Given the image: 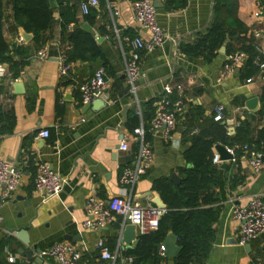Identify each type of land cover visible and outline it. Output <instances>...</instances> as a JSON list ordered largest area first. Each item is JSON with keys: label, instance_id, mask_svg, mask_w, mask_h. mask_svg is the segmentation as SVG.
Masks as SVG:
<instances>
[{"label": "crops", "instance_id": "1", "mask_svg": "<svg viewBox=\"0 0 264 264\" xmlns=\"http://www.w3.org/2000/svg\"><path fill=\"white\" fill-rule=\"evenodd\" d=\"M4 1L5 39L10 44L29 47L30 59L16 80L8 65H0V111L9 117L0 125V159L23 173L21 185L10 200L2 202L0 198V242L5 243L0 255L2 264H21L16 250L26 247L15 237L16 232L28 237L30 249L36 248L41 253L56 243L67 242L81 250V264H113L101 258L97 249L99 241H104L112 253L119 250L126 255L135 248L120 244V223L98 231L83 228L88 218L86 201L90 196L95 195L107 204L124 195L142 206L158 207L155 203L158 198L164 204L153 188L154 183L170 179L173 173L178 174L179 168L191 167L184 159L190 146L184 139L188 132L187 117L196 110L211 119L215 109L223 106V123L229 135H233L244 120L251 121L254 132L264 128V116L258 114L264 110L261 71L248 82L239 68L230 78L220 82L227 54L219 51L211 60H205L188 57L180 51L182 44H194L199 35L206 33L215 16L216 0H187L186 8L177 12L167 11L166 0H159L162 8L157 9V21L170 40L150 53H142V76L136 83L135 92L127 82L126 62L130 46L124 39L132 36L147 41L150 33L134 21L131 1L106 0L102 7L99 0V7L93 8L96 12L93 24L85 22L81 7L77 8L75 16L79 23L91 26L90 34L96 42L97 38L102 39L97 45L105 59L70 62L67 76L60 75L58 57L62 52L71 51L72 45L62 35L58 0L56 22L43 46L51 55L47 61L37 58L42 47L33 41L24 42L19 29H14L9 0ZM261 9L264 10V0L224 2L220 11L222 19H237L247 30L245 36L233 42L235 49L258 45L264 52V13L256 16ZM73 30L70 26L68 33ZM256 33L260 35L258 38ZM260 59L264 60V55H260ZM100 68L106 72L110 100L104 102L103 107L87 108L81 103L78 86L92 78ZM17 84L20 87H15ZM166 84L183 87L186 112L178 116L171 140L166 139L163 131L147 136L155 153L153 165L134 188L125 192L120 179L124 169L138 162L139 146L131 141L128 150L122 151L121 138L138 127L151 125L153 119L149 120L146 104L161 98ZM176 97L177 94L173 99ZM253 99L259 100L256 114L247 109L248 102ZM43 130L50 131L48 139L39 136ZM224 163L228 165L226 169H222ZM235 163L229 161L219 165L217 192L222 212L214 226L216 239L205 264H250L253 256H257L258 264H264L259 257L264 252V239L249 245L250 252L246 250L247 246L238 245L241 225L232 215L235 207L246 205L254 196H264V166L254 175L245 157L241 158L240 166ZM40 164H47L68 180L62 193L46 202L35 191L34 185ZM239 167L246 182L232 189L230 176L237 173ZM163 210L166 212V205ZM38 256L34 253L35 258ZM10 257L15 259L14 263H9ZM39 257L44 264L53 263L49 258ZM163 257L161 264H174L175 258Z\"/></svg>", "mask_w": 264, "mask_h": 264}, {"label": "trees", "instance_id": "2", "mask_svg": "<svg viewBox=\"0 0 264 264\" xmlns=\"http://www.w3.org/2000/svg\"><path fill=\"white\" fill-rule=\"evenodd\" d=\"M79 1L80 3L75 6L74 0H58L62 35L64 40L72 45V50L67 53L69 63L75 60L105 59L95 38L84 31L76 19L77 8L88 0ZM129 1L133 3L139 0ZM225 1L216 0L215 16L206 33L199 35L194 44H182L180 51L188 57L205 60H211L225 45L227 55L238 51L246 53L248 59L241 67V73L244 80H249L261 71L258 63L260 55L253 45L243 46L239 50L233 47V42L245 36L247 30L237 19H222L220 11ZM100 3L103 7L106 0H100ZM187 3V0H166L165 8L167 11L177 12L185 9ZM8 4L12 10L14 29L22 28L26 33L32 34L33 42L43 47L47 43V34L53 30L56 22V10L51 8L49 0H9ZM5 10V1L0 0V65H8L12 78L16 80L29 63L30 48L10 44L5 39ZM95 18L96 12L92 8L89 14L84 16V21L93 24ZM70 26H73L74 30L68 33ZM261 99L264 103V92ZM155 101L146 104L149 120L155 115ZM258 114L264 116V110H260ZM214 117L215 115L211 119L207 118L204 112L199 110L191 117L188 115L186 122L188 132L184 143L190 146L184 153V159L191 167L178 169L181 178L179 185H175L170 179H161L154 183L153 188L161 196L167 210L160 219L159 229L150 234L140 235L139 245L129 251L128 255L135 258L134 264H161L164 257L160 250L169 232L177 236V244L181 247L174 264L206 263L216 239L214 226L222 212L218 205L220 197L217 192L221 169L213 163L215 147L223 145L231 149L236 148L235 164L239 166L244 153L238 147L244 145L255 147L264 155V128L254 132L251 121L244 120L236 128L235 133L229 135L223 121L217 122ZM8 118L0 111V125ZM133 120L136 121V118ZM241 172L242 169L239 167L238 172L230 176L232 189L246 182V177L241 175ZM261 239H264V236ZM4 248V241L0 242V255ZM259 257L264 262V252ZM256 258L257 256H253L250 264H258Z\"/></svg>", "mask_w": 264, "mask_h": 264}, {"label": "built area", "instance_id": "3", "mask_svg": "<svg viewBox=\"0 0 264 264\" xmlns=\"http://www.w3.org/2000/svg\"><path fill=\"white\" fill-rule=\"evenodd\" d=\"M82 14L88 15L92 8L99 7V0H88L81 4ZM134 21L150 33V39L144 40L142 37L129 38L124 40L130 46L129 58L126 62L127 82L132 92L136 91V83L142 76L141 57L142 53H150L155 49L162 47L169 37L165 35L160 28L157 16L158 10L153 0H139L132 3ZM264 10L261 9L256 16L262 15ZM117 14V13H116ZM259 33L255 34L258 38ZM259 55L264 52L258 45L255 46ZM51 57L47 47H42L37 53V58L47 61ZM248 56L243 52H234L226 57V61L220 75L219 81L224 82L230 78L239 68L247 62ZM260 69L264 80V60L258 59ZM60 75L67 76L70 64L68 54L62 52L58 57ZM251 82V80H248ZM81 103L91 105L96 101L109 102L106 72L105 69H98L92 78L84 81L78 86ZM177 97L173 99V96ZM155 115L149 128L144 126L134 129L130 134H124L121 138L120 149L127 151L131 141L139 146L138 162L132 167L124 169L120 184L126 192L134 186L147 174L154 162V149L148 140V135L157 134L159 131L165 133L166 139L171 140L173 133L178 125V116L186 112L184 89L182 86H164L163 96L154 103ZM215 121L221 122L225 119V108L218 106L215 109ZM239 126V124H238ZM39 136L43 139L50 137L49 130H43ZM1 137V135H0ZM244 153L248 165L254 175L259 174L264 166V155L255 147L244 145L238 147ZM228 152L234 157L232 163H235L236 148H228ZM213 163L217 166L222 164L220 155L215 152ZM23 173L16 167L5 160L0 159V198L2 202L10 200L12 195L19 189L22 182ZM68 180L52 170L47 164H40L34 179L35 191L41 195L43 202L59 196ZM87 220L83 223V228L90 231H98L104 227H110L120 223L121 228L126 224L136 226L140 235L153 233L159 229L160 219L165 210L153 206H142L138 202H133L131 198L125 195L119 197L107 204L95 195L90 196L85 206ZM232 215L240 225V235L238 245L246 247L257 242L264 236V196H254L244 206H238L233 209ZM1 220V217H0ZM97 249L103 260L112 261L113 264H134L135 258L131 255H123L118 250L112 253L104 241H99ZM161 255H165V248L161 247ZM82 252L76 245L60 242L54 244L49 250L41 253V257L49 258L52 264H81ZM9 263H14L15 259L10 257Z\"/></svg>", "mask_w": 264, "mask_h": 264}, {"label": "water", "instance_id": "4", "mask_svg": "<svg viewBox=\"0 0 264 264\" xmlns=\"http://www.w3.org/2000/svg\"><path fill=\"white\" fill-rule=\"evenodd\" d=\"M49 2L51 5V8L53 10H56L58 8V4H57L56 0H49ZM79 3H80L79 0H74V2H73V4L75 6L78 5ZM154 5L157 9L162 8V4L160 3L159 0H155ZM81 27L87 33H91V31H92L91 26L87 23H83L81 25ZM19 31H20L21 37L24 40V42L29 43V42L33 41L34 36L32 34L26 33L22 28H19ZM97 42L101 43L102 39L97 38ZM220 53L226 54V45L220 49ZM17 86H18V84L15 85V87H17ZM18 87H20V84ZM258 102H259L258 99H253V100L248 102L247 109L252 114H256V108H257ZM104 105H105V103L103 101L99 100V101H96L95 103H93L91 105H87L86 107L90 108L91 106H93L94 108H100V107H103ZM223 125H225V123H223ZM180 130L182 131V129H180ZM216 150H217L218 154L220 155L222 162H229V161L233 160L234 157L228 152L227 147H225L223 145H217ZM263 161H264V159H263ZM227 167H228V165L226 163H224L222 165V169H226ZM170 180L175 185H179L181 182V178L176 173H173L171 175ZM155 203L159 208H161V209L165 208V205L162 203L160 198H158ZM15 237L17 239H20L26 247V249L18 248L16 250L18 252V255L21 258V264H44L43 260L39 257L41 255V251L37 250L36 248L30 249L31 247H30V241H29L28 237H25L24 234L21 232H18V233L16 232ZM139 242H140V237L138 235L136 226L131 225V224H126L121 229L120 244L124 247L136 248L139 245ZM13 246L16 247V245L14 243H13ZM163 247L165 248V255L167 257H170V258H176L181 251V247H179L177 245V236L172 232H169V234L167 235V238H166L165 242L163 243ZM246 250L248 252H250L251 246H247ZM34 253H37L39 256L35 258Z\"/></svg>", "mask_w": 264, "mask_h": 264}]
</instances>
